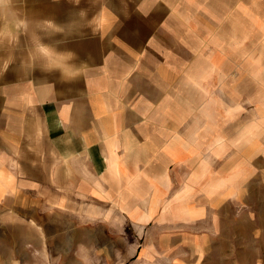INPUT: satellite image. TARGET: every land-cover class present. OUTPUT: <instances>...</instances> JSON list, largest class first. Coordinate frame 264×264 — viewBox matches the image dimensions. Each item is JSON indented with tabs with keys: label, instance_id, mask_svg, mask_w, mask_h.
Instances as JSON below:
<instances>
[{
	"label": "crops",
	"instance_id": "crops-1",
	"mask_svg": "<svg viewBox=\"0 0 264 264\" xmlns=\"http://www.w3.org/2000/svg\"><path fill=\"white\" fill-rule=\"evenodd\" d=\"M0 3L2 35H13L0 46V198L10 205L8 211L33 212L36 229L47 219V227H71L69 215L82 222L114 216L135 231L151 220L166 228L172 221L165 213L156 215L166 209L171 164L192 161L195 151L193 156L187 152L206 141L212 147L223 139L226 148L232 147L234 131H241L243 157H254L249 165L264 163V126L255 129L245 122L235 129L218 121L223 113L231 122L233 114L242 121L250 115L237 108L233 113L238 99L255 101L253 114L263 122L264 49L250 81L234 74L233 59L219 53L215 39L227 34L234 4L250 0ZM257 33L264 37L262 22ZM204 78L211 95L203 120ZM251 84L258 85L257 92H250ZM191 177L196 183L200 170L193 167ZM250 189L248 183L239 191L221 185L213 195L244 196ZM185 195L181 220L194 223L207 210ZM213 202L214 221L200 227L208 233H163L144 255L128 249L104 255V264H264V255H231L227 246L232 238L264 244V220L258 232L243 220L228 225V215L221 220L217 210L228 206ZM38 212L62 213L65 222L54 223V215L39 217Z\"/></svg>",
	"mask_w": 264,
	"mask_h": 264
},
{
	"label": "rangeland",
	"instance_id": "rangeland-1",
	"mask_svg": "<svg viewBox=\"0 0 264 264\" xmlns=\"http://www.w3.org/2000/svg\"><path fill=\"white\" fill-rule=\"evenodd\" d=\"M260 11L264 12V0H250L249 4H234L232 10L234 18L227 21L228 32H224L227 34H218L215 37L219 53L225 54L226 52L227 58L233 59L234 74L247 75L250 77V81H254L253 75L259 70L256 67L257 60H259L258 54L260 50L264 49V37L257 33L259 22H262L264 26V15L260 14ZM2 13L3 9L0 3V22H2ZM10 22L14 24L12 25L14 28L18 27L16 20H10ZM1 28L2 26L0 27V46L4 41L7 43L8 38L13 37V35H2ZM231 28H233V34H231ZM13 32H16V29ZM226 46L228 51H225ZM262 55H264V51ZM220 58L222 57L217 59ZM202 84L200 108L204 120L209 115L211 84L205 81V78L202 80ZM218 86L220 87V84ZM193 88L194 86L189 84L187 91L193 92ZM257 88L258 85L251 84L250 92H257L255 91ZM255 104V101L236 99L233 101V113L237 108L238 111L244 114L247 112L250 115L242 121V116L233 114L234 122H231V118L229 119L228 115L223 113L218 115V121L223 124L230 123L233 127L235 126V129H237V125L245 122L255 129L262 128L264 118L263 122L258 124L257 117L253 114ZM240 139L241 131H234L232 147L226 148L227 142L223 139H219L218 144L212 147L208 145L210 142L206 141L204 142L206 145L203 147L191 149L190 153L187 152V155L193 156L195 151L192 161L196 160L197 163H192L190 159L185 163L179 159L180 161L177 160L176 163L171 164L170 189L164 197L166 209L156 215V218L157 216L162 218L165 215L172 221H168L169 224L166 228L157 226L156 221L151 220L144 228L140 227L135 231L132 225L115 221L114 216L109 220L82 222L81 218L69 215L73 222L71 227L63 229L47 227L49 223L47 219L43 220L41 228L36 229L33 212L8 211L5 206L10 208V205L5 203L3 205L0 198V264H104V255H122L128 249H134L138 251L139 255H144L146 251L151 250L149 248L152 246L151 242L157 246V239L163 233L173 235L175 232L184 230L197 231L202 235L208 233L200 227L204 226L205 222L209 224L211 220L214 221L212 215L215 217V213L213 214L209 210L210 206L211 209L215 207L214 199L222 201L228 206L226 209L221 205L218 207L217 210H221L218 212L219 219L225 220L224 215L227 214L228 225H231V222L238 225L243 220L254 226L255 231H260L261 228L258 226H262L261 221L264 220V163H261L259 168L249 165L254 157H243L247 149L239 146L242 141ZM238 158L241 160L236 161ZM231 160H235L237 164H233ZM193 167L201 172V178L196 183L191 177ZM213 173L220 178L214 179ZM251 173L263 177V179L247 181L248 176L252 177ZM218 183L222 185V188L228 187L238 191L244 190L248 183L251 189L248 193L246 191L242 193L244 196L233 194L217 197L213 195V189L221 187ZM184 195L189 203L200 204L207 210L194 223H183L181 220L183 215L180 212L182 207L180 203ZM49 215L55 216L54 223L65 222V219L63 220L65 215L62 213L38 212L39 217ZM66 223L68 224L67 221ZM232 241L234 243L227 245L231 255H264V244H259L260 242L257 240L253 239V244H247L246 239L235 241L232 238ZM153 253L156 254L155 251Z\"/></svg>",
	"mask_w": 264,
	"mask_h": 264
},
{
	"label": "bare ground",
	"instance_id": "bare-ground-1",
	"mask_svg": "<svg viewBox=\"0 0 264 264\" xmlns=\"http://www.w3.org/2000/svg\"><path fill=\"white\" fill-rule=\"evenodd\" d=\"M144 35V34H143ZM235 35V34H234ZM192 96V95H191ZM221 208V207H220ZM214 211V210H213ZM194 212V211H193ZM200 213V212H199ZM198 215V214H197ZM262 217V216H261ZM193 221V220H192ZM263 225V224H262Z\"/></svg>",
	"mask_w": 264,
	"mask_h": 264
}]
</instances>
